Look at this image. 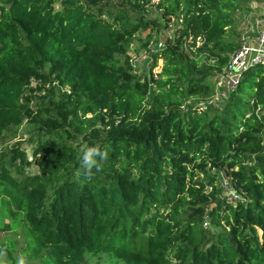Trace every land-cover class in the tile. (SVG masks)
Masks as SVG:
<instances>
[{"label":"trees","instance_id":"trees-1","mask_svg":"<svg viewBox=\"0 0 264 264\" xmlns=\"http://www.w3.org/2000/svg\"><path fill=\"white\" fill-rule=\"evenodd\" d=\"M157 1L0 0V137L25 120L38 136L31 160L0 155L7 264H264V65L199 104L251 0ZM150 7L175 30L138 74L131 44L160 27ZM85 145L108 152L91 176Z\"/></svg>","mask_w":264,"mask_h":264},{"label":"rangeland","instance_id":"rangeland-1","mask_svg":"<svg viewBox=\"0 0 264 264\" xmlns=\"http://www.w3.org/2000/svg\"><path fill=\"white\" fill-rule=\"evenodd\" d=\"M112 4H116L118 0H110ZM153 3L158 2L157 0H152ZM251 4V3H250ZM253 6L256 5L255 2L252 3ZM148 13V18H155L158 20L160 27L159 29L155 30H139L136 37L134 38L132 44H131V50L129 51V55L131 57H134L133 59V67L135 69V72L138 74H142L143 72H148L149 68L153 65V59L148 51V49L155 50L159 47H161L164 43V41L167 38H172L174 34L175 27H173V18H171V22L168 23V26H166L164 20H162L155 9V7H150ZM260 12H263V8L260 4H258L257 7L248 10H243L240 13L237 14L238 18V28L240 32L244 31L246 28L250 26V24L256 23V16L260 15ZM253 27V26H252ZM133 48V51H132ZM162 66V60L159 59L156 63V65L153 68V73H158L160 71V68ZM211 82L214 85V93L211 95L208 99L202 100L199 104L204 109L207 108H215L218 106L220 102H223L228 95L224 94L219 90L218 85V76L213 77L210 79ZM250 92V90H249ZM38 140V136L36 133V129H34L33 125L29 124L28 121H23L18 126H11L9 127L3 134V136L0 137V155L8 152L10 148L17 145L18 147H21L25 151V158L27 160L32 159V150L36 146ZM19 170L23 174L32 173L36 170V168L31 165H25L24 163L19 164ZM224 176V177H223ZM227 177L222 174V178L220 180L222 186L226 189L229 196H235V192H232L231 185L229 184ZM0 217H3V221L7 223L9 220L7 217L4 216L3 208L0 207ZM208 219H205V223L207 224ZM17 235L15 234L14 237H20V229L19 227H16L12 231H16ZM11 231V232H12ZM10 231H8L9 233ZM6 241L5 233L0 232V242ZM22 243L19 241L17 244V249L15 253L19 256V250L21 248ZM98 260L97 257L91 259L90 264H94ZM100 264V263H99ZM105 264V263H102Z\"/></svg>","mask_w":264,"mask_h":264},{"label":"built area","instance_id":"built-area-1","mask_svg":"<svg viewBox=\"0 0 264 264\" xmlns=\"http://www.w3.org/2000/svg\"><path fill=\"white\" fill-rule=\"evenodd\" d=\"M253 2L256 5L253 6ZM258 4L262 6L263 12L256 16V23L250 24L248 28L240 32L238 49L230 54L227 65L217 75L219 90L226 96L237 86L242 74L248 68L264 65V3L259 0L249 2L251 10L257 7ZM132 58L134 59V57ZM258 110L259 107H257Z\"/></svg>","mask_w":264,"mask_h":264},{"label":"clouds","instance_id":"clouds-1","mask_svg":"<svg viewBox=\"0 0 264 264\" xmlns=\"http://www.w3.org/2000/svg\"><path fill=\"white\" fill-rule=\"evenodd\" d=\"M82 155L80 156V167L84 169L85 174L91 176L93 174V169L97 172L102 170L103 163L108 158V152L106 149H101L99 145L94 146H82ZM0 264H7L6 253L0 251ZM16 264H27L25 257L20 256L16 260Z\"/></svg>","mask_w":264,"mask_h":264}]
</instances>
